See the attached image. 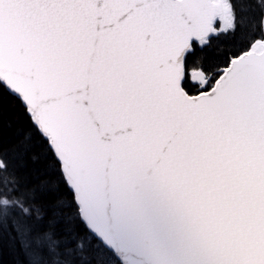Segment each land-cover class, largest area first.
Returning a JSON list of instances; mask_svg holds the SVG:
<instances>
[{
    "label": "snow or ice",
    "instance_id": "snow-or-ice-1",
    "mask_svg": "<svg viewBox=\"0 0 264 264\" xmlns=\"http://www.w3.org/2000/svg\"><path fill=\"white\" fill-rule=\"evenodd\" d=\"M0 264H264V0H0Z\"/></svg>",
    "mask_w": 264,
    "mask_h": 264
},
{
    "label": "trees",
    "instance_id": "trees-1",
    "mask_svg": "<svg viewBox=\"0 0 264 264\" xmlns=\"http://www.w3.org/2000/svg\"><path fill=\"white\" fill-rule=\"evenodd\" d=\"M15 140L14 130L7 129L3 135V143L5 147H8Z\"/></svg>",
    "mask_w": 264,
    "mask_h": 264
}]
</instances>
